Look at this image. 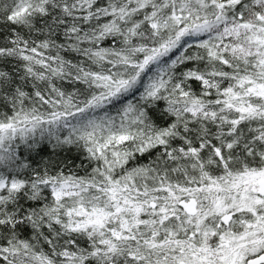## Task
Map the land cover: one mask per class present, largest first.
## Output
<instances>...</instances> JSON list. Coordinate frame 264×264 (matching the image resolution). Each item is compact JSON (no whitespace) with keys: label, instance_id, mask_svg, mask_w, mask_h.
<instances>
[{"label":"snow or ice","instance_id":"obj_1","mask_svg":"<svg viewBox=\"0 0 264 264\" xmlns=\"http://www.w3.org/2000/svg\"><path fill=\"white\" fill-rule=\"evenodd\" d=\"M0 264H264V0H0Z\"/></svg>","mask_w":264,"mask_h":264}]
</instances>
